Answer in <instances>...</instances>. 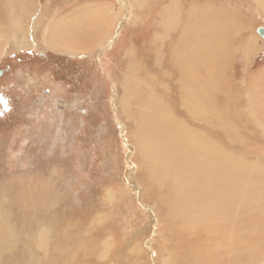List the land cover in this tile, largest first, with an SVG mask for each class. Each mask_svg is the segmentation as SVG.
I'll return each instance as SVG.
<instances>
[{"label": "bare ground", "instance_id": "obj_1", "mask_svg": "<svg viewBox=\"0 0 264 264\" xmlns=\"http://www.w3.org/2000/svg\"><path fill=\"white\" fill-rule=\"evenodd\" d=\"M117 1L119 16L109 6L62 14L53 22L47 44L74 56L103 55L123 13L126 20L144 16L150 21V14L140 13L139 0ZM153 1L149 40L143 37L141 48L126 52L123 93L121 98L116 94V104L130 122L126 129L135 156L129 172L139 171L147 191L143 197L153 201L143 215L154 222V233L162 224L167 231L165 254L153 251V263L261 264L264 150L244 145L247 137L241 134L237 113L243 110L264 138V67L240 83L237 95L229 77L237 57L251 62V55L262 48L257 34H244L253 16L218 0ZM251 1L264 13V0ZM33 9L23 0H0V27L12 40L7 55L28 48L17 33L28 28L24 18ZM44 21L43 15L38 23ZM3 48L0 42L1 54ZM249 129L254 130L249 126L244 131ZM159 215H165V222ZM131 245L122 251V264L129 263L128 250L139 261ZM110 248L107 243L86 249L90 264H103Z\"/></svg>", "mask_w": 264, "mask_h": 264}, {"label": "rangeland", "instance_id": "obj_2", "mask_svg": "<svg viewBox=\"0 0 264 264\" xmlns=\"http://www.w3.org/2000/svg\"><path fill=\"white\" fill-rule=\"evenodd\" d=\"M33 1L37 7L24 18L28 28L17 33L25 37L28 48L7 55L9 47L3 57L0 53V264H90L86 253L107 243H111V260L107 257L103 264H122V251L129 244L139 261L128 250V264H160L153 263V251L165 254L167 231L162 224L154 233V222L143 215L147 205L154 207L153 201L145 199L139 171L129 172V160L133 162L135 156L126 129L130 122L116 104L117 95L121 98L123 93L126 52L150 36L155 2L139 0L140 13L150 14V21L144 16L126 20L123 13L110 35L112 46L107 38L103 55L81 54L85 58L80 59L49 47L53 22L87 6H109L119 16V2L65 0L69 4L63 11H44L34 20L38 9L54 0L23 3ZM222 1L253 16L244 34H257L262 46L251 55V62L235 59L229 77L237 95L242 92L240 83L264 67V41L257 33L264 27V13L251 0L218 3ZM43 15L44 23H38ZM4 36L11 46L12 40L0 27L1 45ZM237 115L241 134L247 137L244 145L262 153L264 138L243 110ZM249 126L254 130L249 129L248 135L244 130ZM250 134L257 136L250 139ZM159 217L165 222V215ZM135 233L140 234L134 237Z\"/></svg>", "mask_w": 264, "mask_h": 264}, {"label": "crops", "instance_id": "obj_3", "mask_svg": "<svg viewBox=\"0 0 264 264\" xmlns=\"http://www.w3.org/2000/svg\"><path fill=\"white\" fill-rule=\"evenodd\" d=\"M68 2L69 1H65V0H54V2H51L50 4H48V7H42V9L39 8L38 10H39L40 13H38L37 15L34 14L35 16L33 15L32 18H34V20H35L37 17L42 15L44 11L45 12H50L51 11V12H55L56 14H58L59 12L63 11L64 8L67 7L66 4ZM34 3L35 2L33 1L31 4H32L33 8L35 9L37 6H34L35 5ZM3 38L6 39V41L4 42L3 45H1V47H4L3 48V53L6 54L5 52H7L9 47H10V40L7 39V37H5V36ZM7 44H8V48H7V50H5ZM44 52H46V51H44ZM44 52H42V53H44ZM4 54H1L2 55L1 57H3Z\"/></svg>", "mask_w": 264, "mask_h": 264}, {"label": "water", "instance_id": "obj_4", "mask_svg": "<svg viewBox=\"0 0 264 264\" xmlns=\"http://www.w3.org/2000/svg\"><path fill=\"white\" fill-rule=\"evenodd\" d=\"M257 33H258L259 35H261L262 39L264 40V27H259V28L257 29ZM0 75H1V72H0Z\"/></svg>", "mask_w": 264, "mask_h": 264}, {"label": "flooded vegetation", "instance_id": "obj_5", "mask_svg": "<svg viewBox=\"0 0 264 264\" xmlns=\"http://www.w3.org/2000/svg\"><path fill=\"white\" fill-rule=\"evenodd\" d=\"M71 56V55H70ZM72 57H74V56H72ZM85 58V56H78V58H80V59H82V58ZM1 63V62H0Z\"/></svg>", "mask_w": 264, "mask_h": 264}]
</instances>
